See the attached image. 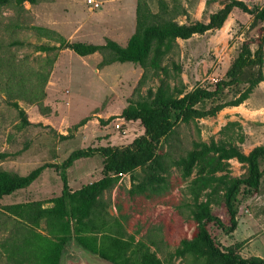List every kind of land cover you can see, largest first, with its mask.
Returning a JSON list of instances; mask_svg holds the SVG:
<instances>
[{
    "label": "rangeland",
    "instance_id": "1",
    "mask_svg": "<svg viewBox=\"0 0 264 264\" xmlns=\"http://www.w3.org/2000/svg\"><path fill=\"white\" fill-rule=\"evenodd\" d=\"M94 1L100 5L96 7L89 0H41L36 4L25 2L23 7L0 6V154H7L0 158V169L25 175L44 163L62 164L75 149L127 145L144 133L145 128L139 120L127 121L121 112L131 99L146 94L149 87L156 88L160 79L149 77L140 85L143 69L130 61L100 68V52L80 56L65 48L51 62L55 52L38 49L41 44L58 43L42 35L36 26L57 31L69 41L104 44L111 38L126 45L136 28L138 0ZM230 1L165 0L169 8H176L173 12L177 13L176 20L180 23L208 22L213 12ZM243 1L249 7L264 4V0ZM147 2L154 12L159 11L160 0ZM252 20L251 14L234 8L225 28L198 33L179 42L180 47L171 58L182 67L181 76L187 91L198 84L213 87L217 80L225 77L242 42L246 39L255 41L260 33V25L250 27ZM252 47L256 49L257 44L252 43ZM172 83L178 82L172 79ZM234 94V91H228L227 98H233ZM14 102L25 110L32 124L22 125ZM86 117L90 118L87 123L76 128ZM228 122L235 124L228 125ZM118 123L119 128L116 127ZM62 134L69 136L63 138ZM229 137L246 154L264 144V82L254 89L242 109L224 108L216 116L198 119V123H180L165 146L168 149L172 144L170 149L178 157L192 148L194 140ZM230 163L232 176L246 172V165L237 158L231 159ZM103 166L100 155L76 160L67 169L68 186L77 190L99 179ZM172 171L169 188L163 195L131 197L128 192L131 177L125 174L105 196L112 202L109 211L117 215L120 205L121 212L129 215L127 231L139 230L136 239L148 242L165 264H189L188 260L171 257L180 240L191 238L196 231L187 207L191 201L187 182L181 179L176 168ZM144 174L138 169V180ZM63 186L59 170L51 166L28 187L0 199V264H13L7 259L1 242L16 223L12 216L4 213L3 206L50 200L62 193ZM240 196L236 230L228 234L211 222L209 231L222 248L242 242V256L264 257V176L258 192ZM222 199L219 197L213 211L226 218ZM41 226L45 228L44 221ZM150 239L156 245L151 244ZM79 262L113 264L72 240L60 264Z\"/></svg>",
    "mask_w": 264,
    "mask_h": 264
},
{
    "label": "trees",
    "instance_id": "2",
    "mask_svg": "<svg viewBox=\"0 0 264 264\" xmlns=\"http://www.w3.org/2000/svg\"><path fill=\"white\" fill-rule=\"evenodd\" d=\"M41 0H0V6L14 4L23 7L25 2L36 4ZM160 9L154 12L147 0H138L136 28L126 45L108 38L104 44L69 41L57 31L41 26L35 29L58 44H41L39 51H54L51 62L59 51L70 48L80 56L100 52L103 68L115 62H133L143 69L140 85L149 77H157L160 84L149 87L146 94L131 99L122 110L127 121L139 120L145 131L127 145H99L73 150L62 164L44 163L22 175L0 169V199L31 185L47 168L55 166L64 182L62 193L50 200H35L4 205V213L12 216L15 225L4 237L1 246L7 259L13 264H60L68 243L72 240L113 264H165L156 250L135 232H128L129 215L112 214L111 200L105 194L119 183L120 173L129 174L133 198H151L163 195L169 188L173 168L187 182L191 201L187 203L196 225L191 238H182L171 257H179L189 264H264V257H244L240 253L242 242L226 248L220 247L209 231V224L216 223L225 233H232L238 226L240 195H251L260 190L264 176V144L255 146L248 154L229 138L210 141L198 139L185 154L175 157L171 135L180 123H198V119L216 116L226 107L244 103L254 89L264 81V4L249 7L243 0H231L210 15L208 22L180 23L176 20V8H169L160 0ZM234 8H240L253 16L250 27L260 25L257 39H246L228 68L225 77L213 87L198 84L187 91L181 76V65L171 58L180 45L178 38L189 39L195 34L221 28ZM182 13H186L183 11ZM252 43H256L253 49ZM172 66V68L170 67ZM172 79L178 83H172ZM234 91L228 99V91ZM22 125L32 124L18 102ZM89 117L75 127L84 125ZM106 122V121H102ZM235 122H228V125ZM227 127V126H226ZM62 134L61 137L67 138ZM171 148V149H170ZM7 154H0V158ZM100 155L103 158L102 177L84 184L77 190L68 186L67 169L80 158ZM237 158L246 165L241 176H232L230 160ZM144 171L138 180L137 170ZM223 197L226 218L213 211V205ZM50 202L51 205H45ZM42 221L46 226L43 229ZM151 244L156 245L150 239Z\"/></svg>",
    "mask_w": 264,
    "mask_h": 264
},
{
    "label": "crops",
    "instance_id": "3",
    "mask_svg": "<svg viewBox=\"0 0 264 264\" xmlns=\"http://www.w3.org/2000/svg\"><path fill=\"white\" fill-rule=\"evenodd\" d=\"M221 8V7H220ZM214 13V12H213ZM227 21V20H226ZM226 21H225V23H226ZM224 23V24H225ZM225 26H226V24L225 25H223V27H221V29H223V28H225ZM220 29H218V31H219ZM206 33V32H205ZM181 40H183L182 38H178L177 39V41L178 42H180ZM262 82H264V81H262ZM245 103V102H244ZM244 103H242V104H240V105H237V106H231V107H226L225 109H227V110H232V109H237V110H239V109H242V108H244Z\"/></svg>",
    "mask_w": 264,
    "mask_h": 264
},
{
    "label": "built area",
    "instance_id": "4",
    "mask_svg": "<svg viewBox=\"0 0 264 264\" xmlns=\"http://www.w3.org/2000/svg\"><path fill=\"white\" fill-rule=\"evenodd\" d=\"M89 2H90V3H94V5H95L96 7H98V6L100 5L99 3L95 2L94 0H89ZM116 127L119 128V127H120V124H119V123L116 124ZM119 175L122 177V176H124L125 174L120 173Z\"/></svg>",
    "mask_w": 264,
    "mask_h": 264
},
{
    "label": "water",
    "instance_id": "5",
    "mask_svg": "<svg viewBox=\"0 0 264 264\" xmlns=\"http://www.w3.org/2000/svg\"><path fill=\"white\" fill-rule=\"evenodd\" d=\"M73 264H89V263L88 262H86V263L79 262V263H73Z\"/></svg>",
    "mask_w": 264,
    "mask_h": 264
}]
</instances>
